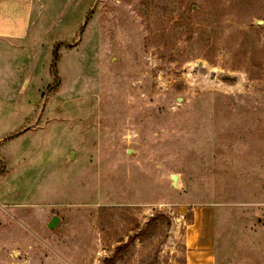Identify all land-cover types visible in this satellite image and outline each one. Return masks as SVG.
Returning a JSON list of instances; mask_svg holds the SVG:
<instances>
[{
	"label": "rangeland",
	"instance_id": "rangeland-1",
	"mask_svg": "<svg viewBox=\"0 0 264 264\" xmlns=\"http://www.w3.org/2000/svg\"><path fill=\"white\" fill-rule=\"evenodd\" d=\"M197 206L264 264V0H0V264H186Z\"/></svg>",
	"mask_w": 264,
	"mask_h": 264
},
{
	"label": "crops",
	"instance_id": "crops-1",
	"mask_svg": "<svg viewBox=\"0 0 264 264\" xmlns=\"http://www.w3.org/2000/svg\"><path fill=\"white\" fill-rule=\"evenodd\" d=\"M214 218L208 207L193 208V219L186 223V264H215Z\"/></svg>",
	"mask_w": 264,
	"mask_h": 264
},
{
	"label": "water",
	"instance_id": "water-1",
	"mask_svg": "<svg viewBox=\"0 0 264 264\" xmlns=\"http://www.w3.org/2000/svg\"><path fill=\"white\" fill-rule=\"evenodd\" d=\"M202 64V63H201ZM179 179H180V176L179 174H174L173 175V178H172V185L175 187V188H179L180 185H179ZM62 221V218L60 215L56 214L54 215L49 223H48V227L53 229V228H56L58 226V224Z\"/></svg>",
	"mask_w": 264,
	"mask_h": 264
}]
</instances>
